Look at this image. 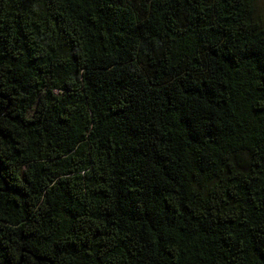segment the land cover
Masks as SVG:
<instances>
[{"label": "trees", "instance_id": "obj_1", "mask_svg": "<svg viewBox=\"0 0 264 264\" xmlns=\"http://www.w3.org/2000/svg\"><path fill=\"white\" fill-rule=\"evenodd\" d=\"M0 264H264L258 0H0Z\"/></svg>", "mask_w": 264, "mask_h": 264}, {"label": "rangeland", "instance_id": "obj_2", "mask_svg": "<svg viewBox=\"0 0 264 264\" xmlns=\"http://www.w3.org/2000/svg\"><path fill=\"white\" fill-rule=\"evenodd\" d=\"M258 3H259L261 11L264 12V0H258Z\"/></svg>", "mask_w": 264, "mask_h": 264}]
</instances>
